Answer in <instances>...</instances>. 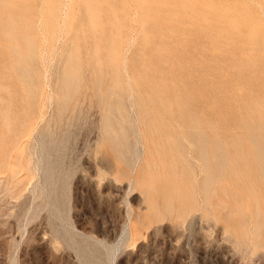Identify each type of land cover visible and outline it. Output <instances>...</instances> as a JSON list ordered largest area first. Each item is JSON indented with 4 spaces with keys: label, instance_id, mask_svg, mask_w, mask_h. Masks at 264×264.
<instances>
[{
    "label": "rangeland",
    "instance_id": "374dc122",
    "mask_svg": "<svg viewBox=\"0 0 264 264\" xmlns=\"http://www.w3.org/2000/svg\"><path fill=\"white\" fill-rule=\"evenodd\" d=\"M0 90V264H264V0H0Z\"/></svg>",
    "mask_w": 264,
    "mask_h": 264
},
{
    "label": "bare ground",
    "instance_id": "6f19581e",
    "mask_svg": "<svg viewBox=\"0 0 264 264\" xmlns=\"http://www.w3.org/2000/svg\"><path fill=\"white\" fill-rule=\"evenodd\" d=\"M27 70V69H26ZM23 73L25 72L23 69H22ZM76 74V73H75ZM72 76H69L68 75V78L66 79L65 83L63 84V86L65 87V94H63V96H69V94H71V89H68V85H69V82L72 81ZM74 77V76H73ZM35 78V79H34ZM22 79L24 80V82H26L28 84V88H27V91L29 94H31V97L29 99V103H30V107H26L25 108V113H32V114H35V107L37 108L38 107V104L40 103V101L43 99L44 97V92H45V87L44 85L42 84L41 82V78H40V75L39 74H35L34 73V77L30 78V79H25L22 77ZM21 79V80H22ZM8 85L6 84L5 86H3V89H7ZM7 87V88H6ZM24 88V87H23ZM6 91V90H5ZM24 91V90H23ZM1 92V90H0ZM9 92V91H8ZM11 92V91H10ZM26 92V91H25ZM2 95V94H0ZM3 95H6V94H3ZM62 96V97H63ZM7 97V96H6ZM46 99V98H45ZM1 97H0V101H1ZM26 103V102H25ZM8 104V103H7ZM41 104V103H40ZM2 104H0L1 106ZM27 105V104H26ZM2 107H5L2 106ZM10 107V105H9ZM12 107V106H11ZM1 109V108H0ZM8 106L4 108V111H3V116H4V123H5V126L7 129V131H5V129H1L2 132L1 133H13L16 129V126H14V123L9 120V110H8ZM2 111V110H0ZM40 112V111H39ZM11 114V113H10ZM27 117V116H26ZM19 121V119H18ZM21 121V120H20ZM24 124H27V119L25 118L24 120ZM22 122V121H21ZM20 123V122H18ZM2 127V126H1ZM3 128V127H2ZM32 135V134H31ZM16 142V141H15ZM12 145V141L11 140H8L7 137L2 136L0 135V174L3 173H8L9 175V180H12V181H16L15 179L17 178V176L19 175L20 178H22L23 176L27 175L28 173L27 172H24V165L22 164V156H12V153L10 154V156L14 159L12 160L11 162H6V154H7V148ZM38 170V168H37ZM36 171V170H35ZM46 173H49V170H46L45 169V174ZM50 174V173H49ZM48 175V174H46ZM26 176L20 180L19 183L20 185L23 183V181L25 180ZM48 181L49 183L51 182L50 178H48ZM15 183V182H14ZM17 184V186L19 185ZM27 190V189H26ZM23 189L20 190V192H22ZM222 201V200H221Z\"/></svg>",
    "mask_w": 264,
    "mask_h": 264
}]
</instances>
